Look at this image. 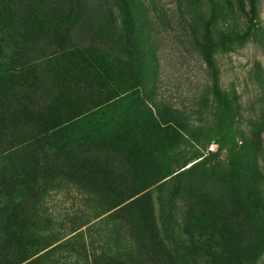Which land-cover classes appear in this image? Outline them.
Masks as SVG:
<instances>
[{
  "label": "rangeland",
  "instance_id": "1",
  "mask_svg": "<svg viewBox=\"0 0 264 264\" xmlns=\"http://www.w3.org/2000/svg\"><path fill=\"white\" fill-rule=\"evenodd\" d=\"M15 10L13 119L44 115L69 137L108 123L140 165L98 169L72 152L37 167L0 262L59 243L44 264L127 249L138 215L114 221L111 201L141 191L150 262L264 264V0H19ZM25 131L10 128V143Z\"/></svg>",
  "mask_w": 264,
  "mask_h": 264
},
{
  "label": "trees",
  "instance_id": "2",
  "mask_svg": "<svg viewBox=\"0 0 264 264\" xmlns=\"http://www.w3.org/2000/svg\"><path fill=\"white\" fill-rule=\"evenodd\" d=\"M18 1L0 0V252L10 248V241L14 238L13 213L25 205L27 192L29 194L35 189L37 182L34 184L32 173L40 171L41 168L37 167L51 163L57 165L66 153L73 154L72 152L79 163L98 167V169L107 167L109 164H119L123 168L134 170L140 165L138 152L127 146L126 143L117 141L115 136L109 133L110 124L108 123L104 122L99 126L91 124L86 128L80 126L69 137L66 135L67 128L60 127V125L48 126V122L45 121L47 118L44 115L42 118L34 116L39 119L35 124L34 121L33 124L24 122V124H18L13 119L11 113L19 112L22 109L18 102L12 104L8 101L12 79L16 78L15 75L19 73L17 69L10 66L14 59L12 53L16 48L10 37V29L14 22L13 18L16 17L15 6ZM124 3L126 2L124 1ZM29 110L31 111V109ZM14 126L27 127L29 131H25L17 142L10 143L7 135L10 128ZM113 169L115 170V168ZM132 187L133 185L130 184L128 190ZM146 200H148L147 194L141 191L138 193L131 191L127 193V196L111 201L110 210L117 208L111 214L114 221L127 211H136L138 218L134 217L130 220V223L127 224L128 229L125 225V230L128 232L129 246L127 249L124 246H117L114 253L101 251L98 254L93 252L91 260L93 264H100L102 261L114 264H155L143 255L148 252L146 248L151 245L147 234V232L150 233V222L154 225L152 209L147 208V204L144 203ZM161 200L159 198L160 205L162 204ZM161 212L163 217V210ZM137 223L139 224L138 231H134L133 226ZM124 224L126 223L124 222ZM120 230L122 231L121 228ZM164 238L168 239L167 232L164 233ZM155 241L156 243L153 242L154 248L164 259H166L165 255L173 254V249H169L162 243V237ZM59 244H52L44 249L45 251L42 250L41 254L36 253L19 264H44V258L53 256L59 249ZM83 248L84 245L80 247V250ZM69 253H74L81 260L85 258V253L79 251H69ZM78 262L77 260L73 264H79ZM48 264L61 263L49 262Z\"/></svg>",
  "mask_w": 264,
  "mask_h": 264
}]
</instances>
